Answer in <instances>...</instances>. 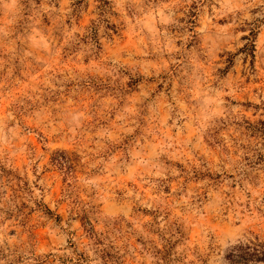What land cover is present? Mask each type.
Segmentation results:
<instances>
[{"label":"rangeland","instance_id":"374dc122","mask_svg":"<svg viewBox=\"0 0 264 264\" xmlns=\"http://www.w3.org/2000/svg\"><path fill=\"white\" fill-rule=\"evenodd\" d=\"M255 238L264 0H0V264H228Z\"/></svg>","mask_w":264,"mask_h":264},{"label":"trees","instance_id":"16d2710c","mask_svg":"<svg viewBox=\"0 0 264 264\" xmlns=\"http://www.w3.org/2000/svg\"><path fill=\"white\" fill-rule=\"evenodd\" d=\"M87 232L91 233V227ZM228 264H264V242L255 238L228 250L225 255Z\"/></svg>","mask_w":264,"mask_h":264}]
</instances>
